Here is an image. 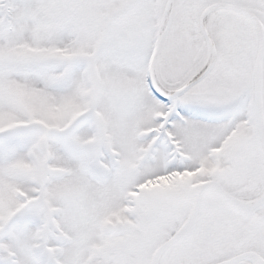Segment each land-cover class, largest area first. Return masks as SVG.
I'll return each mask as SVG.
<instances>
[{
	"label": "snow or ice",
	"instance_id": "snow-or-ice-1",
	"mask_svg": "<svg viewBox=\"0 0 264 264\" xmlns=\"http://www.w3.org/2000/svg\"><path fill=\"white\" fill-rule=\"evenodd\" d=\"M0 264H264V0H0Z\"/></svg>",
	"mask_w": 264,
	"mask_h": 264
}]
</instances>
